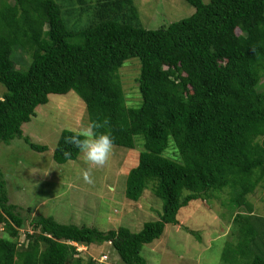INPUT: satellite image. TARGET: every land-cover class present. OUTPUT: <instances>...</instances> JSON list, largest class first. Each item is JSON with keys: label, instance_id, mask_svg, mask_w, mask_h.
<instances>
[{"label": "trees", "instance_id": "trees-1", "mask_svg": "<svg viewBox=\"0 0 264 264\" xmlns=\"http://www.w3.org/2000/svg\"><path fill=\"white\" fill-rule=\"evenodd\" d=\"M184 1L195 10L190 17L148 30L133 0H0V143L23 138L22 126L50 95L73 92L89 123L107 121L98 131L114 146H142L126 199L139 202L149 190L162 202L158 219L136 233L31 218L9 202L0 169V264H82L78 247L104 244L122 264H147L142 248L177 226L183 208L221 197L234 238L223 260L264 264V216L248 199L264 184V0ZM18 50L30 58L25 70L12 59ZM132 58L138 108L127 105L119 74ZM73 133H60L57 164L80 155L64 139ZM26 222L31 229L20 234Z\"/></svg>", "mask_w": 264, "mask_h": 264}, {"label": "rangeland", "instance_id": "rangeland-1", "mask_svg": "<svg viewBox=\"0 0 264 264\" xmlns=\"http://www.w3.org/2000/svg\"><path fill=\"white\" fill-rule=\"evenodd\" d=\"M203 2L208 4L210 0ZM133 3L141 25L148 30L167 27L195 11L184 0H133ZM12 59L18 69L25 70L30 63L28 55L20 50L13 52ZM138 62L136 58L124 61L119 73L126 103L132 108L140 107L142 101L136 82ZM4 92L0 84V96ZM35 112L22 126V137L46 146L47 151L31 150L23 138H15L9 145L0 143V169L10 203L21 207L24 215L30 209L31 218L52 217L62 224L95 227L103 232L125 227L136 233L145 223L158 219L162 202L151 191H145L139 202L125 197L127 173L137 165L142 150L139 141L134 149L114 146L105 166L91 167L93 182L86 183L83 174L90 165L82 153L77 160L61 165L53 160L60 133L79 131L89 123L83 102L73 92L50 95L48 103ZM166 155L172 157L171 149ZM248 199L254 215L263 217L264 184ZM222 200L223 197L210 204L195 201L183 208L177 226L167 225L158 240L142 248L147 264H226L222 257L229 248L227 243L234 238L230 211ZM30 229L26 222L20 234ZM81 250L82 264H88L90 259L95 264H122L110 244ZM103 255L106 259H102Z\"/></svg>", "mask_w": 264, "mask_h": 264}, {"label": "clouds", "instance_id": "clouds-1", "mask_svg": "<svg viewBox=\"0 0 264 264\" xmlns=\"http://www.w3.org/2000/svg\"><path fill=\"white\" fill-rule=\"evenodd\" d=\"M107 121H105V124ZM105 124L92 121L86 127L74 132L70 136H66L65 142L72 144L76 149L84 155L85 162L90 168L83 174L86 183H92L91 167H103L110 158L114 147V138L109 132H99L98 129L103 128ZM71 152H65L66 157H71Z\"/></svg>", "mask_w": 264, "mask_h": 264}, {"label": "built area", "instance_id": "built-area-1", "mask_svg": "<svg viewBox=\"0 0 264 264\" xmlns=\"http://www.w3.org/2000/svg\"><path fill=\"white\" fill-rule=\"evenodd\" d=\"M80 248H81V249H83V250H86V248H84V247H78V251H79V252H81V251H82ZM102 259H106V256H105V255H103V256H102Z\"/></svg>", "mask_w": 264, "mask_h": 264}]
</instances>
